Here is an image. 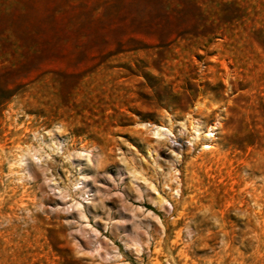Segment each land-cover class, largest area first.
Returning a JSON list of instances; mask_svg holds the SVG:
<instances>
[{
    "label": "rangeland",
    "instance_id": "374dc122",
    "mask_svg": "<svg viewBox=\"0 0 264 264\" xmlns=\"http://www.w3.org/2000/svg\"><path fill=\"white\" fill-rule=\"evenodd\" d=\"M3 86L0 264H264V0H0Z\"/></svg>",
    "mask_w": 264,
    "mask_h": 264
},
{
    "label": "trees",
    "instance_id": "16d2710c",
    "mask_svg": "<svg viewBox=\"0 0 264 264\" xmlns=\"http://www.w3.org/2000/svg\"><path fill=\"white\" fill-rule=\"evenodd\" d=\"M205 28H209V26L208 27H205ZM5 86H3V87L0 88V92H4V93H7L8 92L9 89L7 87H5Z\"/></svg>",
    "mask_w": 264,
    "mask_h": 264
},
{
    "label": "bare ground",
    "instance_id": "6f19581e",
    "mask_svg": "<svg viewBox=\"0 0 264 264\" xmlns=\"http://www.w3.org/2000/svg\"><path fill=\"white\" fill-rule=\"evenodd\" d=\"M159 130H160V129H159ZM157 131H158V129H157V127H155V132H156L155 134H157ZM169 134H170V133H169ZM208 135H209V134H208ZM154 260H155V262H156L157 264H159L157 259H154Z\"/></svg>",
    "mask_w": 264,
    "mask_h": 264
}]
</instances>
